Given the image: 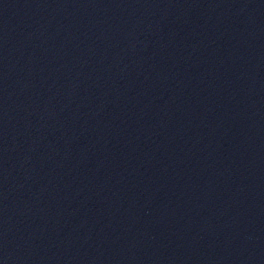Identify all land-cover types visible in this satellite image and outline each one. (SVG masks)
Returning a JSON list of instances; mask_svg holds the SVG:
<instances>
[{
  "label": "water",
  "instance_id": "1",
  "mask_svg": "<svg viewBox=\"0 0 264 264\" xmlns=\"http://www.w3.org/2000/svg\"><path fill=\"white\" fill-rule=\"evenodd\" d=\"M0 264H264V0H0Z\"/></svg>",
  "mask_w": 264,
  "mask_h": 264
}]
</instances>
